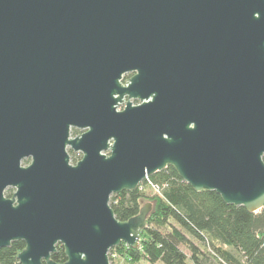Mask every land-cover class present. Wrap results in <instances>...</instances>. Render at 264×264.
<instances>
[{
    "label": "water",
    "instance_id": "95a60500",
    "mask_svg": "<svg viewBox=\"0 0 264 264\" xmlns=\"http://www.w3.org/2000/svg\"><path fill=\"white\" fill-rule=\"evenodd\" d=\"M263 155L264 0H0V248L22 240L20 264L138 247L151 205L119 220L110 196L169 165L256 212Z\"/></svg>",
    "mask_w": 264,
    "mask_h": 264
},
{
    "label": "trees",
    "instance_id": "16d2710c",
    "mask_svg": "<svg viewBox=\"0 0 264 264\" xmlns=\"http://www.w3.org/2000/svg\"><path fill=\"white\" fill-rule=\"evenodd\" d=\"M71 132L76 134L77 129ZM69 154L76 162L74 152ZM12 194L11 189L5 190L7 197ZM144 201L151 208L140 231L139 246L121 243L111 248L120 257L113 263L264 264V205L250 212L243 205L225 203L216 191H196L171 165L149 175L134 190L111 194L109 204L119 220H127L139 212ZM24 246L22 240H15L1 247L0 264H20L16 255ZM51 258L66 260L61 244Z\"/></svg>",
    "mask_w": 264,
    "mask_h": 264
},
{
    "label": "rangeland",
    "instance_id": "374dc122",
    "mask_svg": "<svg viewBox=\"0 0 264 264\" xmlns=\"http://www.w3.org/2000/svg\"><path fill=\"white\" fill-rule=\"evenodd\" d=\"M123 105H124V103H123ZM123 105H122V106H123ZM71 131H72V129H71ZM82 131H83V130H79V131H78V134L81 133ZM71 136H75L74 133L71 132ZM72 152H74V151H72ZM74 154H75L74 156H75V159H76V160H79V159L81 158V156H82V153H81V152H74ZM74 156H73V157H74ZM29 161H30V158H29V157H28V158H25V159H23L22 164L27 163V162H29ZM71 163L74 164L75 162H73V161L71 160ZM7 189H11L12 192H14V188L8 187ZM147 192H149V193H151V194L153 193L152 191H147ZM146 202H148V201H144V202H143V205H144V203H146ZM182 248H183L185 251H187V249H185L184 247H182ZM118 258H120V257H115L114 260H115V259H118ZM117 261H118V260H116L115 263L119 264L120 262H117ZM141 264H163V263H161V262L149 263V262H147V261H143Z\"/></svg>",
    "mask_w": 264,
    "mask_h": 264
},
{
    "label": "flooded vegetation",
    "instance_id": "af4514ba",
    "mask_svg": "<svg viewBox=\"0 0 264 264\" xmlns=\"http://www.w3.org/2000/svg\"><path fill=\"white\" fill-rule=\"evenodd\" d=\"M133 75V72H127V73H125V74H123V76H122V78H121V82L122 83H126L128 80H129V78L131 77ZM124 100L122 101V102H120L119 104H118V106H122L123 105V103H124V106H125V102H126V100H127V98H126V96L123 98ZM131 101H132V103L134 104H138V103H140V101L138 100V99H131ZM123 106V107H124ZM72 129H76V128H72ZM79 130H81V129H77V133L76 134H74V135H78V131ZM80 134V133H79ZM69 151H72V150H70L69 148H68V152ZM70 155V154H69Z\"/></svg>",
    "mask_w": 264,
    "mask_h": 264
},
{
    "label": "built area",
    "instance_id": "2783aa9c",
    "mask_svg": "<svg viewBox=\"0 0 264 264\" xmlns=\"http://www.w3.org/2000/svg\"><path fill=\"white\" fill-rule=\"evenodd\" d=\"M117 107H120V106L117 105ZM145 179H147V177H146ZM143 180H144V179H143ZM148 183L150 184L149 181H148ZM151 186H152L156 191L159 192L160 189L158 188V186H155V185H152V184H151ZM108 255L110 256V257H109V264H117V263H113V262H112L113 259H114L115 257H117V256H116V253H113V252H111V251L109 250ZM110 258H111V259H110Z\"/></svg>",
    "mask_w": 264,
    "mask_h": 264
}]
</instances>
